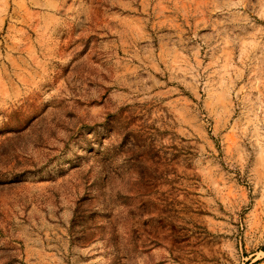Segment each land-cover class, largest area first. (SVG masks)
<instances>
[{
	"label": "rangeland",
	"instance_id": "obj_1",
	"mask_svg": "<svg viewBox=\"0 0 264 264\" xmlns=\"http://www.w3.org/2000/svg\"><path fill=\"white\" fill-rule=\"evenodd\" d=\"M0 264H264V0H0Z\"/></svg>",
	"mask_w": 264,
	"mask_h": 264
}]
</instances>
